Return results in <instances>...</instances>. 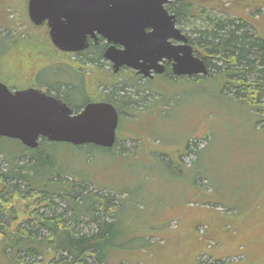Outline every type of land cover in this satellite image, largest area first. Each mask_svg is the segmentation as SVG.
<instances>
[{
    "label": "rangeland",
    "instance_id": "374dc122",
    "mask_svg": "<svg viewBox=\"0 0 264 264\" xmlns=\"http://www.w3.org/2000/svg\"><path fill=\"white\" fill-rule=\"evenodd\" d=\"M185 1L194 4L193 10L178 28L203 58L208 55L195 40L201 32H211L214 22L237 24L245 16L257 27L253 33L264 37V0ZM9 17L14 25L0 27L1 36L9 37H0V81L10 89L42 86L55 96L57 88L65 91L69 83L70 97L76 94L74 102L84 105L78 112L88 103L108 101L105 96L112 94H133L138 102L129 106L130 112L122 109L126 114L120 117L113 149L56 143L45 150L64 178L115 197L119 223L105 249L107 264H264V114L236 98L234 87L224 88L226 76L210 73L173 84L159 79L134 92L137 80L124 69L112 74L106 80L111 86L103 89V69L113 72L111 63L95 65L43 43L25 48L10 37L31 33L26 15ZM82 74L87 85L79 82ZM25 149L20 141L0 138V172L15 160L23 164ZM34 201L15 202L19 226L43 213ZM1 214L0 222H14V214L3 220ZM82 220L83 233L95 230L85 225L88 218ZM25 259L42 264V257ZM0 264L8 263L0 256Z\"/></svg>",
    "mask_w": 264,
    "mask_h": 264
},
{
    "label": "trees",
    "instance_id": "16d2710c",
    "mask_svg": "<svg viewBox=\"0 0 264 264\" xmlns=\"http://www.w3.org/2000/svg\"><path fill=\"white\" fill-rule=\"evenodd\" d=\"M5 1L0 3V27L14 25L15 20L12 21L9 15L23 12L26 15V22L32 30L31 33L28 32L29 35L20 32L21 37H10L12 40H19L25 48L37 45L36 43H43L55 49L49 37L48 27L46 25L37 27L28 18L29 0ZM193 5V3L190 4L185 0L174 2L169 10L176 16L177 25L185 17H190ZM203 12L201 11V17L208 19L203 15ZM243 17L245 16H241L237 24L234 21L229 23L214 22L211 32H201L195 41L198 46L206 51L208 57L203 58L197 54L196 56L205 61L212 76H226L228 81H226L224 88L234 87L236 98L247 102L246 105L251 108L252 112L263 115L264 37L259 31L253 33L257 27L252 24L253 22ZM248 25L252 28L250 31ZM37 35L40 37L37 38ZM0 37L9 38L3 37L1 34ZM103 50L102 45L93 46L92 50L77 53L75 56H84L86 60L99 65L104 60L102 57ZM89 53L92 56L89 57ZM103 74L106 75L104 77L105 83L102 82L103 89H108L106 87L111 86L107 85L108 79H112V74L115 76L118 74L111 72L110 69H103ZM78 78L80 79L79 82L87 85L85 74L78 76ZM64 86L67 89L63 91L61 88H57L55 97L62 99L70 108L78 112L84 105L79 106L74 102V99L77 98L76 94L73 99L70 97L69 92L73 90L71 84H64ZM96 86L98 88L100 84L97 83ZM143 86L135 82L132 84L134 88L132 91L140 92L144 89ZM117 95L116 98H114V94L105 97L120 111L125 108L130 112L129 106L138 103L134 100L133 94L122 93ZM99 100L105 99L102 97ZM263 118L260 117L262 122H264ZM54 144L56 143L49 144L47 140H41L37 149H25L26 156L24 158L26 160L23 164L15 160L10 163L6 172H0V185L2 187L0 211L5 213L1 214L2 220L15 215L14 222L10 224L5 225L4 222H0V256L8 264H28L25 257L33 259L42 257V264H107L105 249L112 242L114 226L119 223L118 209L114 206L115 197L111 195L102 196L97 190L93 193L89 191L86 182L64 178L66 174L56 170V159L45 155L47 147L49 145L55 146ZM0 154L2 153L0 152ZM32 199L35 200V206H40L43 213L40 215L36 213L35 217L22 221L24 222L23 225L19 226L17 212L13 213L16 211L15 202ZM21 216L24 218L28 215L23 214ZM107 217H111L112 220L108 222ZM84 218H88L90 221L85 222V225L95 226V230L89 234L83 233L82 229L79 228L81 224H84L82 220ZM41 232L46 234L42 235Z\"/></svg>",
    "mask_w": 264,
    "mask_h": 264
},
{
    "label": "water",
    "instance_id": "95a60500",
    "mask_svg": "<svg viewBox=\"0 0 264 264\" xmlns=\"http://www.w3.org/2000/svg\"><path fill=\"white\" fill-rule=\"evenodd\" d=\"M178 1L29 0L28 16L35 26L48 27L51 43L62 53L85 52L103 39L108 45L103 59L115 74L128 68L149 77L156 64L174 61L176 77H207L210 69L195 56L188 36L176 26V16L166 9ZM119 121L111 103H88L75 112L41 89L12 90L0 81V138L20 141L27 149H37L41 140L112 149Z\"/></svg>",
    "mask_w": 264,
    "mask_h": 264
},
{
    "label": "flooded vegetation",
    "instance_id": "af4514ba",
    "mask_svg": "<svg viewBox=\"0 0 264 264\" xmlns=\"http://www.w3.org/2000/svg\"><path fill=\"white\" fill-rule=\"evenodd\" d=\"M173 4H169V5L166 6V9L169 11L170 14H172V12H170L169 7H172ZM176 26L178 27L177 22H176ZM150 32H151L150 29L147 30V33H150ZM171 42L174 45H177L178 44L177 42H175L173 40ZM192 43H193L192 40L189 38V44H192ZM98 45H102L104 47V50L102 52V57H103V54H104L105 50L108 48L107 43H105V41L103 39H100V41L97 43V45H94L93 43H91V46H90L89 49H91L93 46H98ZM194 54H196L195 53V49H194ZM173 62L174 61H172V62H169V61H161L159 64H156L155 67H152V70L150 71V76L149 77H144L143 75H138L136 73V71H133V70L128 69V68H124V69H127V70L131 71L133 78L136 79L137 80L136 82L139 83V84H141V85H146V84H149V83H153V82H155V81H157L159 79L160 80H163L164 82L169 83V84H173L174 82H177V80L178 79H181V78L182 79L183 78L189 79L188 77H176V76H174L173 71H172ZM147 65L152 66L149 63ZM111 67H112V64H111ZM124 69H122L120 72H122ZM157 69L163 70V73L158 74L157 73ZM101 102H108V101L105 100V101H101ZM117 110L119 112L120 117L123 114H126V111H120V109H118V108H117Z\"/></svg>",
    "mask_w": 264,
    "mask_h": 264
},
{
    "label": "crops",
    "instance_id": "0c3cea01",
    "mask_svg": "<svg viewBox=\"0 0 264 264\" xmlns=\"http://www.w3.org/2000/svg\"><path fill=\"white\" fill-rule=\"evenodd\" d=\"M194 235H195V233H194Z\"/></svg>",
    "mask_w": 264,
    "mask_h": 264
}]
</instances>
